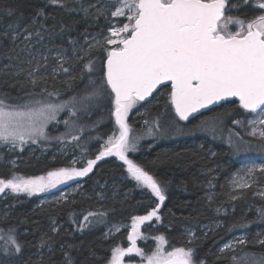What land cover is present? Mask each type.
<instances>
[{
    "label": "snow or ice",
    "instance_id": "1",
    "mask_svg": "<svg viewBox=\"0 0 264 264\" xmlns=\"http://www.w3.org/2000/svg\"><path fill=\"white\" fill-rule=\"evenodd\" d=\"M76 2L81 3V0ZM49 5L67 11L76 10L69 8L67 0H46L33 17V25L39 24V28L30 31L25 27L23 41L30 42L33 36L43 40L40 29L45 27L43 21L48 19L45 9ZM95 7H84L81 3L80 10L88 16L89 8ZM106 8L109 10L105 11ZM241 8L249 18L228 15ZM6 11L12 15L14 9ZM93 15H103L108 20L107 35L94 43L86 42L87 48H73L74 53L84 54L77 55V60L90 57L97 47L102 50L99 62L89 58L79 69L80 79H88L84 94L57 103L46 98L36 99L34 97L37 94L30 93L33 98L22 105L7 103L5 94L0 98V144L7 145L8 150L13 151L17 148L23 150L29 142L36 144L40 140H47L49 137L45 130L49 122L56 120L59 112L68 109L70 116H75L77 112L90 114L101 100L108 101L118 134L114 132L108 136L99 153L94 159H88L85 166L59 168L48 171L46 175L29 178L14 175L11 179H0V194L5 193V190L29 196L43 193L77 177H87L98 161L115 156L126 166L128 176L137 186L149 190L158 203L146 215L132 218L131 231L127 235L130 246L112 248L107 264H125V257H131L133 253L140 257V264H203V261L195 259L192 248L173 247L168 250L165 247L168 242L163 235L154 237L158 244L150 254L137 247L138 239H147L141 233V226L153 219L160 221L159 212L166 196L161 181L129 158L128 153L135 152L137 144L130 138L132 130L127 119L138 103L146 101L161 89L168 90V103L180 121H188L193 113L210 105L237 98L240 108L255 114V118L248 121L251 130L247 135L259 136L264 140V0H237L236 3L232 0H108V4L96 8ZM121 17L124 20H119ZM112 18H117L118 22L114 24ZM230 25H235L236 30H230ZM9 27L11 33L6 32L4 35H10L15 43L21 36L16 31L19 25ZM71 43L75 45L76 41ZM34 47L25 44L21 51H27L31 57L26 61L29 66L35 61V66L28 70L30 83L35 87L39 80L44 79L38 74L47 65L48 56L41 54L40 59H37L32 51ZM55 59L57 64L53 73L70 74L72 69L64 66L68 60L63 51L57 52ZM59 95V92L47 93L48 97ZM63 123L70 129L64 135H71V129L78 127L75 121L65 120ZM154 123L159 131L158 122ZM233 123L241 128L245 125V121L236 120ZM148 133L152 134L151 128ZM233 135L241 142L245 141L240 132L229 133V144L238 152L240 149L233 144ZM72 140L78 141L79 137L73 135ZM72 163L75 165L78 161L73 160ZM254 171L249 168L246 174L251 176ZM260 171L264 172V168ZM248 186L247 183L240 185ZM102 215L89 212L83 217L87 223H80L79 230L83 231L91 224L90 217ZM260 218L264 220V209L260 210ZM52 232H59L55 221ZM0 239H5L0 253L5 256L21 254L23 245L17 238L14 226L8 227ZM248 242L246 238H240L235 244L246 245ZM256 242L264 245V240ZM44 243L42 241L41 246ZM234 248V244H225L220 251H232ZM241 259L244 264H264V256L257 258L255 253H245L243 258L232 257L234 264H240ZM0 264L5 262L0 261ZM64 264H74L73 258L67 253Z\"/></svg>",
    "mask_w": 264,
    "mask_h": 264
},
{
    "label": "trees",
    "instance_id": "2",
    "mask_svg": "<svg viewBox=\"0 0 264 264\" xmlns=\"http://www.w3.org/2000/svg\"><path fill=\"white\" fill-rule=\"evenodd\" d=\"M45 2L46 0H0V90L4 96L7 94L12 100H17L21 94L26 96L33 92L47 94L48 87L62 95H66V92L75 94L81 89V85L77 88L76 83L77 89L74 91L66 88V84L80 78L79 69L85 58L76 60V56L82 52L76 54L73 48H86L89 36L107 32L108 20L105 16H85L80 10L81 3H77L76 0H67L69 8L76 9L75 11L49 5L45 9L48 14V19L43 21L45 27L40 29L43 40H39V46L46 47L45 54L52 50L68 54V63L65 67L72 69L74 75L71 77L76 78L64 79L63 73L54 78L51 75L52 71L48 73L43 71L48 69L45 66L40 69L38 75L50 74L54 79L49 76L52 81H48L47 87H44V81L40 80L34 87L26 75L30 67L35 66V61L32 66L26 63L30 57L26 51H21L19 42L24 36L25 27L30 31L39 28V24L33 25L32 21L36 11L43 7ZM9 8L14 9L12 15L7 14L6 10ZM235 13L245 19L249 18L243 8ZM119 20L124 18L121 17ZM112 22L117 23V18H112ZM3 25H19L16 31L20 32L21 36L15 43L10 39V35H4L8 31ZM73 40L76 41L75 45L71 43ZM99 53H102V50L97 49L94 52L95 56ZM51 60L50 58L49 62ZM43 63L41 60V64ZM20 69L24 71L21 72ZM43 89L47 91L44 93ZM228 103L230 108L227 111L237 109V112L231 115L230 122L247 113L239 107V102ZM163 105L175 113L174 108L165 100L159 105L151 106L149 112L156 111ZM9 152L11 157L19 154V150ZM130 157L155 175L165 188L166 200L159 212L161 221L152 228V236L163 235L171 247L194 249L196 260L203 261V264H230L232 262L230 256L220 254V247L235 234L247 229L249 221L255 224L243 216L246 209L243 200L246 198L245 202L249 201V190L244 192V199L235 200L232 197L229 177L234 172L236 163L231 164L227 161L230 153L218 151L213 155L208 152L206 145L200 147L188 140L180 139L172 142L145 143L139 152ZM61 165L64 164L60 161L48 165L42 161L20 162L13 169H0V179H8L14 172L38 175ZM123 176L126 178L123 179ZM82 181L84 186L81 193L72 194L67 200L53 203H41L35 196L24 194L0 198V209L5 210V213L0 215V230H3L0 231V236L5 235L8 227L14 226L17 238L23 245L19 255L5 256L0 253V261H4L5 264H64L67 253L73 258L74 264H107L114 246L128 244L129 232L128 229H123L108 237L107 226L118 222H130L133 217L146 215L155 207V196L147 189L135 185L132 195L125 194V189L132 179L128 176L126 167L118 165L113 160H104L96 164L93 173L84 177ZM218 206H225L231 215L224 217L223 226L214 229L211 224L216 218L215 209ZM89 212L103 215L90 217L91 224L80 231L79 224L87 223L83 217ZM53 221L59 227L58 233L52 232ZM254 227L251 225L249 228ZM188 228L196 232L197 238L194 242H189L186 236ZM5 239H0V247L4 245ZM42 241H45L43 246ZM249 246L252 251L264 254V245Z\"/></svg>",
    "mask_w": 264,
    "mask_h": 264
},
{
    "label": "rangeland",
    "instance_id": "3",
    "mask_svg": "<svg viewBox=\"0 0 264 264\" xmlns=\"http://www.w3.org/2000/svg\"><path fill=\"white\" fill-rule=\"evenodd\" d=\"M84 7H88L89 5H95V8H89V15H93L96 12V8H101L108 4V0H81ZM237 0H234L233 3H236ZM242 9V8H241ZM241 9L233 10L229 12L228 15L238 16L235 12ZM109 9H105L108 11ZM240 17V16H238ZM241 19H244L240 17ZM126 22V21H125ZM10 25H3V28L11 32L9 27ZM230 30L235 31L236 26L230 25ZM26 33H24L25 35ZM107 35V32L102 35H93L89 36L88 40L91 43H94L95 40H102L103 36ZM39 39L33 36L30 42L23 41V38L20 40L19 44L22 49L25 48V44L35 45L33 48V54L37 55V59H40V55L48 56V69L43 70L48 73L56 67L57 60L55 59L57 52H61L60 50H52L49 53L44 52L46 47L39 46ZM87 48V47H86ZM100 48H95L92 51L90 57H84L85 60L82 62V66L87 62L90 58L99 62L101 58V54L99 53L95 56V50ZM101 50V49H100ZM27 53V51H26ZM64 56L68 60V54L64 53ZM77 54V53H76ZM28 55V53H27ZM83 56V52L79 54ZM28 57H30L28 55ZM52 59L49 62V59ZM31 59V57H30ZM77 60V59H76ZM65 66V65H64ZM67 67V66H66ZM74 72V71H73ZM72 70L70 74H64V79H67L74 75ZM54 73L52 71L53 77L55 78L57 75L61 74ZM49 74V76L52 78ZM29 79L28 74L26 75ZM44 79L40 81L43 82V86L47 87L48 81H52L48 75H42ZM52 78V79H54ZM95 79V77H93ZM71 79V78H70ZM79 80V81H78ZM76 83H78L76 85ZM88 83L87 77L84 79H76L68 81L66 84V88L68 89H77L80 86V90L75 94H67L57 96L48 97L47 94H37L38 92H33L36 99H48L50 101L59 102L61 100H68L72 96L83 95L85 92L86 85ZM76 85V87H75ZM48 93L54 92V90L50 87L47 88ZM75 91V90H74ZM45 93V92H44ZM4 95L0 90V98H3ZM32 96L19 95L17 100H12L10 98L7 99V103L14 105H22L25 101L32 99ZM168 101V90L161 89L155 95L151 101L148 102H140L138 103L128 115L127 123L131 128L130 138L132 142L137 144V150L135 152L128 153L130 159V155L139 152L141 147L148 142H172L183 139L184 141H189L193 144H197L200 147L208 146V152L217 153L218 151H228L230 153V157L227 158L229 163H236V167L234 172L230 174L229 177V188L231 193H233V199H242L244 197V192L249 190L250 197L249 201L243 200L245 203V211H243V216L248 220L253 221L255 224H251L249 221L247 223V229L242 230L235 234L230 240L226 243L222 244L221 248H224L225 244H234L235 248L232 251L225 249L224 252L220 251V254L230 256L231 263L234 264L232 257L236 256L238 258H243L245 253H255L257 258L260 256H264V254H260L254 252L249 248V245H261L257 243V240H264V220L260 218V210L264 209V172H261L260 169L264 168V140H262L259 136H249L247 132L251 130V125L248 123L251 119L255 118V114L245 113L230 122L231 115L237 112V109H231L230 103H225L220 108H214L210 110L208 113L200 115L197 119L192 120V122L180 121L178 117H176L175 113L165 105L159 107L156 111H151V106L159 105L162 101ZM170 105V103H169ZM110 105L107 100H101L97 107H94L90 114L84 112H77L75 116L69 115V110L64 109L59 112L56 120L49 122L46 133L48 135L47 140H40L36 144H32L29 142L27 145L23 147V150L17 148L15 150H19V154L16 157H11L10 152L8 150L7 145L0 144V169H13L17 167L20 162H26L32 160L33 163H38V161L45 162V165L49 163H54L57 161L62 162L64 165H61L56 168H52L50 170H46L42 174L38 175H26L22 173L14 172L8 179H11L14 175L20 176L24 178L46 175L48 171L57 170L59 168L65 167H82L86 165L88 159H94L95 156L101 150L102 144L107 140L108 136L112 135L114 132L118 134V126L115 124V118L110 115ZM225 113H216L215 112H224ZM65 120L75 121L78 127L71 129V135H64L69 132L70 129L65 126L63 123ZM245 121V125L243 128L233 123V121ZM147 121V123H146ZM175 121V123H173ZM158 122L160 129L156 130L155 123ZM83 129L82 131L80 129ZM152 129V134L148 133V129ZM214 129V130H213ZM230 132H240L241 136H243V140L245 142H241L238 137L235 135L232 136V141L234 145L239 146V151L237 152L235 147L230 146L229 144V133ZM78 136L79 140H72V136ZM57 137H63L62 139H57ZM99 138V139H98ZM189 138V139H188ZM219 144V145H218ZM219 149V150H218ZM76 160L78 163L73 165L72 161ZM104 160H113L118 165H123L126 167L122 161H120L115 156L105 157L101 161ZM133 160V159H132ZM101 161H98L97 164ZM14 162V163H13ZM4 163V164H3ZM3 164V165H2ZM249 168L254 169V173L249 176L247 175V170ZM91 172L89 175H91ZM88 175V176H89ZM84 177H77L74 180L67 181L65 184L58 185L54 189H50L43 193H38L32 196H35L39 202L41 203H53L59 200H67L72 194L81 193L83 191L84 182L82 181ZM126 176H123L125 179ZM242 183H247L248 187H240ZM136 182L132 180L125 189V194L132 195L135 190ZM15 193H11L10 190H5V193L0 194V198L7 197ZM29 196L26 193H19ZM154 205L158 203L156 197H154ZM244 199V198H243ZM162 207V206H161ZM5 210L0 209V215L4 214ZM231 214L228 212L227 208L224 206H218L215 209V220L212 222V227L217 229L224 225V217H228ZM161 221V219H160ZM160 221H156L153 219L151 222H145L144 225L141 226V233L143 236L147 237V239H138L137 247L141 248L145 253L150 254L155 250L158 241L154 239V236L151 234L152 228L156 227ZM131 222L126 223H114L107 226V236L110 237L112 235L117 234L123 229H128L131 231ZM251 225H254V229H250ZM117 227L119 231H117ZM250 227V228H249ZM186 236L189 239V242H194L196 240V232L195 230L188 228L186 229ZM194 233V235H192ZM259 234V235H257ZM156 237V236H155ZM240 238H246L249 242L246 245H238L235 242ZM167 240V239H166ZM168 242V240H167ZM116 246L121 247H129L130 242L126 246L122 244H118ZM114 246V247H116ZM113 247V248H114ZM168 250H171L174 246H170L169 243L165 245ZM247 247V248H246ZM187 250V248H185ZM196 259V258H195ZM125 264H140V257L136 256L135 253L131 255V257H125ZM240 264H244L243 259H241Z\"/></svg>",
    "mask_w": 264,
    "mask_h": 264
},
{
    "label": "water",
    "instance_id": "4",
    "mask_svg": "<svg viewBox=\"0 0 264 264\" xmlns=\"http://www.w3.org/2000/svg\"><path fill=\"white\" fill-rule=\"evenodd\" d=\"M155 94H156V93H154L152 97L147 98L146 101H142V102H148V101H151V100L153 99V97H154ZM231 101H237V102H239L237 98H229V101H222V102H220L219 104H216V105H210V106H209L208 108H206V109H201V110H199V112H197V113H193V114L189 117V120H188V121H190V120H192V119H194V118L200 116L201 114H203V113H205V112H207V111H209V110H212V109H214V108H216V107H218V106H222L223 104L228 103V102H231Z\"/></svg>",
    "mask_w": 264,
    "mask_h": 264
},
{
    "label": "flooded vegetation",
    "instance_id": "5",
    "mask_svg": "<svg viewBox=\"0 0 264 264\" xmlns=\"http://www.w3.org/2000/svg\"><path fill=\"white\" fill-rule=\"evenodd\" d=\"M237 14V13H236ZM239 16V15H238ZM243 18V17H242ZM245 19V18H244ZM154 98V97H153ZM210 111V110H209ZM209 111H207V112H209ZM206 113V112H205ZM205 113H203V114H205ZM202 115V114H201ZM191 121V120H190ZM190 121H187V122H190Z\"/></svg>",
    "mask_w": 264,
    "mask_h": 264
}]
</instances>
